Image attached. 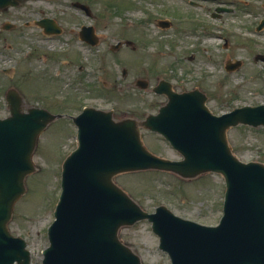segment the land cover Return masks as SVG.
Listing matches in <instances>:
<instances>
[{
    "label": "rangeland",
    "instance_id": "374dc122",
    "mask_svg": "<svg viewBox=\"0 0 264 264\" xmlns=\"http://www.w3.org/2000/svg\"><path fill=\"white\" fill-rule=\"evenodd\" d=\"M81 2L90 15L76 8ZM38 18H54L62 32L50 38L37 30L31 43L22 39L16 60L0 61V117L9 113L4 91L9 82L19 83L25 107L40 106L65 116L51 122L39 137L33 155L37 169L25 179L27 190L15 203L8 222L12 234L22 237L30 251V264H42V249L48 245L47 227L60 192L64 157L76 145V127L71 115L84 106L111 109L115 117L142 119L156 112L165 97L151 91L160 78L176 90L197 87L207 94V106L220 114L245 104L264 103V63L255 62L264 53V28L255 30L264 17V0H27ZM232 8L212 17L215 6ZM159 19L170 26L158 25ZM82 24L94 26L99 40L90 46L78 38ZM133 41L135 48L119 40ZM227 40V46L224 42ZM27 42V44H25ZM33 50L25 60V49ZM47 57V59L45 58ZM229 58H240L234 71L224 68ZM27 59V58H26ZM3 67H11L8 75ZM125 68L126 74L122 75ZM137 78L149 81L148 89L134 85ZM149 150L159 156L179 159V153L156 132L142 129ZM233 152L242 161L264 163V126L238 125L227 132ZM121 185L145 210L165 204L176 215L214 225L222 214L225 183L209 172L185 179L161 170H139L116 175ZM119 238L144 264H170L158 248V237L148 220L120 228Z\"/></svg>",
    "mask_w": 264,
    "mask_h": 264
},
{
    "label": "water",
    "instance_id": "95a60500",
    "mask_svg": "<svg viewBox=\"0 0 264 264\" xmlns=\"http://www.w3.org/2000/svg\"><path fill=\"white\" fill-rule=\"evenodd\" d=\"M14 3L0 0V5ZM74 5L88 9L79 2ZM227 9L216 7L217 11ZM38 24L48 34L61 31L51 18ZM159 24L165 27L169 22ZM263 27L264 18L256 29ZM92 31L91 26H82L81 39L94 44ZM254 59L264 62V54ZM241 63L228 60L225 69L235 70ZM134 85L146 89L148 81L137 78ZM152 90L167 100L143 120L114 119L112 110L94 107H85L73 117L77 145L61 165V191L47 228L49 244L42 250V264H143L119 238L121 227L140 219L151 222L170 264H264V163L240 160L227 139V130L238 124L264 126V103L217 115L198 88L177 92L171 82L160 79ZM5 98L10 114L0 118V264H29L26 242L10 232L8 222L15 202L26 192L25 178L36 170L33 153L39 135L57 114L35 106L23 110V97L13 88ZM141 127L160 133L181 159L148 150ZM147 169L185 179L207 172L221 174L225 194L219 223L185 219L164 204L148 212L114 181L120 173Z\"/></svg>",
    "mask_w": 264,
    "mask_h": 264
},
{
    "label": "flooded vegetation",
    "instance_id": "af4514ba",
    "mask_svg": "<svg viewBox=\"0 0 264 264\" xmlns=\"http://www.w3.org/2000/svg\"><path fill=\"white\" fill-rule=\"evenodd\" d=\"M15 1L16 3L13 5H0V61L3 62L6 60H16V54L20 53L21 51L19 43L22 39H29V47L32 49L31 43L37 37V30L39 29L40 33L43 36L45 35L43 30L37 24V21L41 17L38 18L36 10L30 4L25 3L27 0ZM233 11L235 10L231 9L230 11L226 12ZM25 44H27V42H25ZM31 49H25V60H31L34 56L35 52ZM45 58L47 59V57ZM10 71H12L11 67L2 68V73L5 75H8ZM10 87L17 89L20 86L19 83L9 82L5 91Z\"/></svg>",
    "mask_w": 264,
    "mask_h": 264
}]
</instances>
